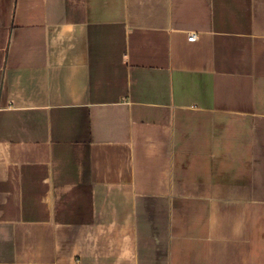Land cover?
Here are the masks:
<instances>
[{
  "label": "crops",
  "instance_id": "0c3cea01",
  "mask_svg": "<svg viewBox=\"0 0 264 264\" xmlns=\"http://www.w3.org/2000/svg\"><path fill=\"white\" fill-rule=\"evenodd\" d=\"M0 264H264V0H0Z\"/></svg>",
  "mask_w": 264,
  "mask_h": 264
},
{
  "label": "built area",
  "instance_id": "2783aa9c",
  "mask_svg": "<svg viewBox=\"0 0 264 264\" xmlns=\"http://www.w3.org/2000/svg\"><path fill=\"white\" fill-rule=\"evenodd\" d=\"M196 33H191L190 35H189V38H188V40H190V41H196Z\"/></svg>",
  "mask_w": 264,
  "mask_h": 264
}]
</instances>
